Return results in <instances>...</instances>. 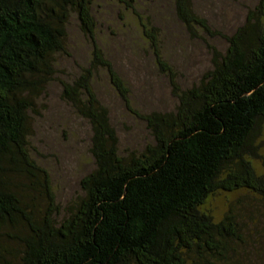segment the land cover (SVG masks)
Instances as JSON below:
<instances>
[{"label":"trees","instance_id":"obj_1","mask_svg":"<svg viewBox=\"0 0 264 264\" xmlns=\"http://www.w3.org/2000/svg\"><path fill=\"white\" fill-rule=\"evenodd\" d=\"M175 4L187 27L209 31L188 0ZM92 5L0 0V264H242L237 253L247 240L238 214L231 208L218 219L207 205L218 192L264 198V173L253 160L264 124V0L227 37L226 52L215 53L201 81L176 88L173 111L144 117L155 142L132 156L119 153L92 86L94 71L105 67L129 101L95 42ZM73 12L95 43L90 65L63 84V95L92 124L96 167L60 218L50 173L29 149L30 114L54 78L56 55L66 52ZM142 27L155 48L154 30Z\"/></svg>","mask_w":264,"mask_h":264},{"label":"rangeland","instance_id":"obj_2","mask_svg":"<svg viewBox=\"0 0 264 264\" xmlns=\"http://www.w3.org/2000/svg\"><path fill=\"white\" fill-rule=\"evenodd\" d=\"M126 1L136 13L121 0H93L92 15L95 42L123 79L129 101L105 67L94 71L92 86L108 111L119 153L132 156L155 142L144 117L176 108V88L186 90L201 81L212 68L215 53L226 52L227 37L248 21L260 0H188L209 31L199 25L187 27L175 0ZM142 21L154 30L158 47L145 37ZM66 32V52L56 55L57 71L37 100V111L30 114L29 135L32 157L50 173L60 218L83 195L81 180L96 167L92 124L63 95V84L75 80L82 67L90 65L95 42L84 32L76 12L70 16ZM157 49L169 71L159 66ZM255 142L259 155L253 156L254 164L264 173V124ZM207 208L218 219L232 208L244 225L247 240L244 250L239 246L237 259L242 264H264V198L247 190L218 192Z\"/></svg>","mask_w":264,"mask_h":264}]
</instances>
